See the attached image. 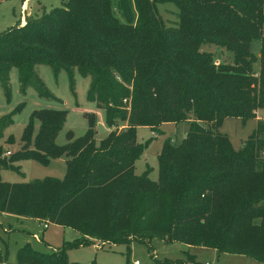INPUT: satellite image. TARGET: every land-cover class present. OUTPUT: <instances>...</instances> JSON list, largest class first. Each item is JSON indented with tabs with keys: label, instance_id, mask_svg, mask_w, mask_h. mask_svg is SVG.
Instances as JSON below:
<instances>
[{
	"label": "trees",
	"instance_id": "16d2710c",
	"mask_svg": "<svg viewBox=\"0 0 264 264\" xmlns=\"http://www.w3.org/2000/svg\"><path fill=\"white\" fill-rule=\"evenodd\" d=\"M165 4L175 7L172 25L158 11ZM263 24L264 0H65L1 32L0 88L7 102L16 68L22 95L32 88L62 104L35 71L47 65L55 77L67 74L78 106L77 72L89 78L86 100L104 110L111 129L96 143V115L84 113L86 131L78 137L67 131V142L58 145L68 111L34 109L21 149L2 157L0 148V171L17 169L20 159L47 164L65 157L62 178L0 179V213L79 234L50 253L25 244L18 264H83L69 261L66 251L94 241L127 250L138 241L151 249L153 239L264 263V118L240 149L219 130L226 118L245 123L264 109ZM206 44L228 51L229 61L215 64L214 54L202 49ZM24 106L0 116V137ZM180 122L187 123L186 134L162 145L157 179L149 168L137 175L136 161L150 140L139 143L137 128L158 132L164 123ZM153 264L188 263L154 258Z\"/></svg>",
	"mask_w": 264,
	"mask_h": 264
},
{
	"label": "rangeland",
	"instance_id": "374dc122",
	"mask_svg": "<svg viewBox=\"0 0 264 264\" xmlns=\"http://www.w3.org/2000/svg\"><path fill=\"white\" fill-rule=\"evenodd\" d=\"M65 0H32L33 15L32 18L40 17L55 7L63 5ZM175 7L172 4L158 5V11L167 25H172L176 20L173 11ZM19 15V14H18ZM35 16V17H34ZM262 31L264 33V24ZM203 50L214 54L215 64L227 62L230 59V53L213 44H206ZM251 50L254 53L259 52V42L253 41ZM257 71L259 64L254 63ZM36 73L41 77L49 92L58 97L62 104L54 101L40 98L36 92L29 88L26 95L19 91L17 79V69L10 71L11 101L7 102L0 88V116L10 112L17 104L24 102L25 106L18 112L13 123L6 127L0 137V148L3 152L2 157L7 151L16 152L21 149V136L23 129L28 121L30 113L34 109L40 108H64L68 111L66 122L56 136L55 142L63 145L67 142L66 133L72 131L74 137L81 136L87 129V119L84 113H95L96 115V133L95 141L99 143L111 130L105 123L104 110L97 108L95 103L86 100V91L89 85V78L82 77L77 72L74 75V91L78 106L74 104V98L71 94L67 74L62 71L57 77L54 76L51 68L47 65L35 66ZM264 118V109L256 113V118L242 123L238 118L224 119L219 130L225 133L233 147L240 149L248 136L255 130L258 120ZM123 126H120L121 129ZM188 125L186 122L178 124L165 123L158 127L157 135L154 136L150 129L139 127L136 131L137 141L144 143L148 139V145L144 149L140 158L136 161L135 173L142 174L147 168L150 169L149 177L156 180L157 156L162 145L167 139L174 142L181 140L186 132ZM65 157L60 156L51 158L47 164H42L36 159H20L13 163L17 169H3L0 171V179L4 182H29L41 180L47 176L62 178L65 174ZM79 235V234H78ZM77 232L54 224H49L47 229L36 220L27 218L18 220L15 217L0 216V264H18V248L29 244L33 249L50 253L62 248L65 242H72L77 238ZM95 242V243H94ZM85 247L70 248L66 251L69 261L79 263L95 264H153L154 258L163 260H182L188 264H264L249 256L220 253L211 248L187 246L180 242H167L161 239L151 241V249L147 245L138 241H132L129 244V250L125 244L110 245L103 242L94 241Z\"/></svg>",
	"mask_w": 264,
	"mask_h": 264
},
{
	"label": "crops",
	"instance_id": "0c3cea01",
	"mask_svg": "<svg viewBox=\"0 0 264 264\" xmlns=\"http://www.w3.org/2000/svg\"><path fill=\"white\" fill-rule=\"evenodd\" d=\"M32 4H33L32 0H0V33L5 31L6 29H8L10 27L15 26L18 23L20 25H23L29 17H33V15H35V14H33ZM37 15L38 14H36L35 16H37ZM146 128L150 129L154 136L157 135L156 131H153L149 127H146ZM183 133H184V135L182 136V138L185 136L186 132L184 131ZM1 215L15 217L18 220L27 219L25 217L10 215V214H6V213H0V216ZM30 219H33V218H30ZM33 220H36L38 223L42 224L43 229H47L49 226L48 225L45 228L44 227V221H40L38 219H33ZM77 235H78V232H77ZM86 264H89V263H86Z\"/></svg>",
	"mask_w": 264,
	"mask_h": 264
},
{
	"label": "built area",
	"instance_id": "2783aa9c",
	"mask_svg": "<svg viewBox=\"0 0 264 264\" xmlns=\"http://www.w3.org/2000/svg\"><path fill=\"white\" fill-rule=\"evenodd\" d=\"M9 154H10V151H7V152L5 153V155H9ZM260 154H261V156L264 157V148L261 150ZM49 224H50V223L47 222V221L44 222V227L46 228ZM137 263H138L137 261L134 262V264H137ZM205 264H210V263L206 262Z\"/></svg>",
	"mask_w": 264,
	"mask_h": 264
}]
</instances>
